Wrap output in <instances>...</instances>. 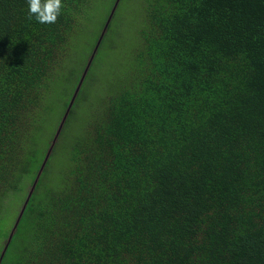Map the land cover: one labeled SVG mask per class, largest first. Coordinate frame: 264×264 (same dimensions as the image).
Wrapping results in <instances>:
<instances>
[{"label":"trees","instance_id":"1","mask_svg":"<svg viewBox=\"0 0 264 264\" xmlns=\"http://www.w3.org/2000/svg\"><path fill=\"white\" fill-rule=\"evenodd\" d=\"M96 1L0 0V264H264V0Z\"/></svg>","mask_w":264,"mask_h":264},{"label":"rangeland","instance_id":"2","mask_svg":"<svg viewBox=\"0 0 264 264\" xmlns=\"http://www.w3.org/2000/svg\"><path fill=\"white\" fill-rule=\"evenodd\" d=\"M96 2H97L96 6L94 7V10L91 14V19L89 22L86 23V25L84 27V31L82 34L83 38H81L76 45V49H75L76 56H81L83 52L84 53L88 52L89 46L92 42V39L95 35V32L98 30L100 24L103 21H106L105 20V19H107L105 16L106 13L111 11V9L109 8L110 0H98ZM138 6H139V0H121L120 1V4L117 8V14L113 19V23L116 24V30L120 32L117 34L118 37L115 38L116 44H125L128 48H132V46H133V43H132L133 35H134V33L137 29V26H138V24L136 23V18L134 19L133 16H137L135 9H138ZM125 38H126V40H125ZM111 52H113V51H111ZM88 57H89V54L87 55L86 58H88ZM79 97L80 96H78V98ZM87 98L90 99L89 96ZM60 107H61V104L59 101H57V94H56V96L54 98V102H53V110L49 114V117L55 118L56 114H58L60 111ZM61 120L62 119H60V121H58L57 126H56V130H57ZM53 139L54 138L52 136V138L50 139V143L55 142V141L52 142ZM30 189H31V185H27L25 187L24 191H26V193H27L28 191H30ZM23 201H24V199L21 198L18 202H16L15 210H16L17 214L23 205ZM14 221H15V219H14Z\"/></svg>","mask_w":264,"mask_h":264},{"label":"clouds","instance_id":"3","mask_svg":"<svg viewBox=\"0 0 264 264\" xmlns=\"http://www.w3.org/2000/svg\"><path fill=\"white\" fill-rule=\"evenodd\" d=\"M28 19L41 24H53L57 21L64 7L62 0H27Z\"/></svg>","mask_w":264,"mask_h":264},{"label":"water","instance_id":"4","mask_svg":"<svg viewBox=\"0 0 264 264\" xmlns=\"http://www.w3.org/2000/svg\"><path fill=\"white\" fill-rule=\"evenodd\" d=\"M117 2H118V0L115 1L114 5H113V7H112V9H111V11H110V14H109V16H108V18H107V21H106V23H105V25H104V27H103L102 32H101V35H100L99 38H98V41H97L96 46H95V48H94V51L96 50V47H97V45H98V43H99V41H100V39H101V37H102V34H103L104 30L106 29V27H107V25H108V22H109V20H110V18H111V16H112V13H113V11H114V9H115V7H116ZM93 54H94V53H92V55L90 56V59L88 60V63H87V65H86V67H85V69H84V71H83V74H82V76L80 77V80H79V82H78V84H77V86H76V88H75V90H74V93H73V95H72V97H71V99H70V102H69L68 106H67L66 112H65L64 115H63V118H62V120H61V122H60V124H59V126H58V129H57V131H56V133H55V136H54V139H53L52 142L55 141V139H56V137H57V135H58V133H59V130H60L62 124H63V121H64V119H65V117H66V115H67V112H68V110H69V108H70V106H71V104H72V102H73V100H74V98H75V96H76V94H77V91H78V89H79V87H80V84H81V82H82V80H83V78H84V75H85L86 70H87V68H88V66H89V64H90V61H91V58H92ZM52 144H53V143H51L50 147H49L48 150H47V153H46V155H45V157H44V160H43V163H42V165H41V168L39 169V172H38V174H37V176H36V178H35V180H34V183H33L32 187H31L30 191L28 192V195H27V197H26V199H25V202H24V204L22 205V207H21V209H20V212H19V214H18V217H17V219H16V221H15V223H14V225H13L12 231H11L10 234H9L8 240H9V238L11 237V234H12V232H13V230H14V228H15V226H16V224H17V222H18V220H19V218H20V216H21V214H22V212H23V209H24L25 204H26V202H27V200H28V197H29V195H30V193H31V190L33 189V187H34V185H35V183H36V181H37L38 175H39V173H40L42 167L44 166V163H45V161H46V159H47V157H48V155H49V153H50V151H51ZM5 248H6V245L4 246V248H3L2 252H1L0 259H1L2 255H3V253H4Z\"/></svg>","mask_w":264,"mask_h":264}]
</instances>
